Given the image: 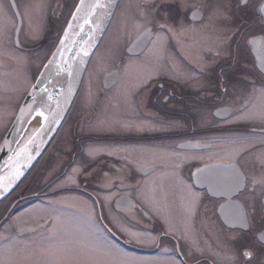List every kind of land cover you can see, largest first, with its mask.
<instances>
[{
  "label": "flooded vegetation",
  "instance_id": "1",
  "mask_svg": "<svg viewBox=\"0 0 264 264\" xmlns=\"http://www.w3.org/2000/svg\"><path fill=\"white\" fill-rule=\"evenodd\" d=\"M76 1L45 0V22L35 32L37 0H0L1 87L9 66L27 62L39 70ZM238 3L118 0L50 144L0 206V242L50 238L41 250L59 245L67 254L59 264H89L83 250H71L85 245L89 254H161L167 264H234L233 255L251 250L240 245L264 231V19ZM149 10L151 23L144 24ZM146 28L143 51L128 53ZM28 89L16 98L0 89V113L12 100L16 113ZM245 104L248 118L240 119ZM221 110L227 118L217 116ZM14 115L0 116V141ZM158 121L178 127H125H160ZM238 162L248 173L239 189L231 176ZM43 198L85 218L66 225L70 234L51 217L6 225L13 203L20 209ZM122 228L158 239L138 243ZM41 254H32L33 264ZM262 260L264 247L256 244L251 264ZM238 264H245L242 255Z\"/></svg>",
  "mask_w": 264,
  "mask_h": 264
},
{
  "label": "water",
  "instance_id": "2",
  "mask_svg": "<svg viewBox=\"0 0 264 264\" xmlns=\"http://www.w3.org/2000/svg\"><path fill=\"white\" fill-rule=\"evenodd\" d=\"M117 2L118 0H83L77 12L76 6L81 5V0H78L56 46L23 98L0 142V189L9 183V178L14 176L17 170L21 173L7 191L0 194V202L19 184L50 144L74 100L88 61L113 15ZM73 13H76L75 19ZM69 21L73 25L71 28L68 27ZM65 30L68 33L66 37ZM146 44L147 35L143 32L127 48V52L140 53ZM60 48L63 49L62 55L58 51ZM84 51L88 52L87 56ZM53 53H56L55 57ZM50 60L52 63L46 69L44 66L49 64ZM42 73L46 79L34 90L33 85L37 84L38 78H42ZM45 87L47 92L42 91ZM33 92L36 100L34 104L33 96L29 95ZM39 112L44 115H39ZM32 126L33 131L26 138L25 134ZM15 204L16 202L12 204L9 212Z\"/></svg>",
  "mask_w": 264,
  "mask_h": 264
},
{
  "label": "rangeland",
  "instance_id": "3",
  "mask_svg": "<svg viewBox=\"0 0 264 264\" xmlns=\"http://www.w3.org/2000/svg\"><path fill=\"white\" fill-rule=\"evenodd\" d=\"M52 1V0H51ZM67 4H69L72 0H66ZM65 2V0H63ZM37 6L34 8V17H33V24L34 25V31L36 32L37 29L42 28L44 25L43 14L45 11V0H37ZM59 3H62V0H59ZM65 6L61 12V15H66V8ZM59 9V6L57 5L56 10ZM7 10H10L7 8ZM64 19V18H63ZM45 51H40L38 61L39 64L43 63V60L45 59ZM98 57V56H97ZM114 58V57H113ZM37 63V64H38ZM38 70V66H34V64H28L27 62L15 64L13 66L8 67L7 74L4 78V81H2V87L0 86V89L7 90L10 94V96L19 97L21 96L31 85L34 74ZM16 102L12 100V102H9V108L8 111H6V114L0 113V116L3 115L7 117V115L10 116V120L12 116L15 114V108ZM31 197V196H30ZM47 217L54 218V223L56 221V224H60L62 226V230L65 233L70 234V229L66 226L71 223L74 219H82L85 218L84 214L82 212H78L75 210L70 209L69 206L66 204H60L59 200L57 198H43L36 202L31 203L30 205L16 209L15 212H13L8 219V222L6 225L12 224V225H22L26 222H34L38 219L43 220ZM53 223V224H54ZM50 231V229H49ZM50 233L46 236H49ZM35 241L33 242L32 237H25V239H17V238H9L5 239L4 241L0 242V248H4L5 246L11 244V248L9 251H7L3 255V259L6 261V264H33V256L32 254H35L36 251L41 252V259L39 264H59L62 259L67 254L60 253V247L59 245L54 246V242L51 244L52 247H47L44 249L47 253L43 254L40 242L41 241H48L50 238L39 237L38 235L34 236ZM82 240L87 242L85 238H82ZM62 244H64L62 251H69L70 247L67 244L65 240L62 241ZM90 247H87L85 245L83 248H76L73 247L71 250H78V251H84L86 253V257L89 260V264H152L154 262H157L155 264H164V262L167 264V260H163V255L157 254L153 256H148L146 254H107V253H96V254H89L87 251H90ZM58 252H57V251Z\"/></svg>",
  "mask_w": 264,
  "mask_h": 264
},
{
  "label": "snow or ice",
  "instance_id": "4",
  "mask_svg": "<svg viewBox=\"0 0 264 264\" xmlns=\"http://www.w3.org/2000/svg\"><path fill=\"white\" fill-rule=\"evenodd\" d=\"M82 3H83V0H81V5L76 6L77 12H79V10L82 6ZM101 7H103V5H101ZM238 7L242 11L250 10L253 15H257L261 19H264V0H239ZM143 16H144V20H143L144 24L151 23L152 12L150 10L147 11L145 14H143ZM75 18H76V13H73V19H75ZM194 18H195V14H194ZM72 26H73L72 22L69 21L68 27L71 28ZM97 26H99V24ZM161 27H164V26L161 25ZM169 30L171 31V29H169ZM145 33L150 34L149 30L147 28L145 29ZM67 34H68L67 30H65V37L67 36ZM4 35H5L4 33H0V38H3ZM8 38L10 39V35ZM63 44H64V39L62 38L61 39V45H63ZM58 51L60 52L61 55L63 54L62 48L58 49ZM84 55L87 56L88 52L84 51ZM55 56H56V53H53V57H55ZM51 63H52V61L50 60L49 64H46L44 67L47 69L51 65ZM45 79H46V77H44V75L42 73V78H38V82H37V84L33 85V89L35 90V89L39 88L40 84L44 83ZM147 83H148L147 80L143 81L142 86H146ZM42 91L47 92L48 89L45 87L42 89ZM70 91H71V88H69V92ZM260 93H261V95H264V88L260 89ZM29 95L33 96V104L36 103L34 92L30 93ZM28 107L31 108V105H29ZM247 108H248L247 104L242 106V108L240 109L241 116L238 118H240V119L248 118V113L246 111ZM21 111L23 112L24 109L22 108ZM226 112H227V110L218 111L217 116L222 117V118H227L225 115ZM38 114L41 116L44 115L43 112H39ZM261 115L264 116V113H261ZM57 122H59V121H57ZM157 123L160 125V127H157L155 124L149 126V125H146L143 123L135 124V125L126 124L125 127L135 128L137 131H165L168 128L178 127V125H175V124H167V126L165 127L166 122H163V121H158ZM248 140H249V138H238L237 142L242 143V144H247ZM89 154L91 155L92 152L90 151ZM177 158L179 159V157H177ZM260 167L264 168V160L260 161ZM79 171H80V168H74L73 169V173H77ZM20 175H21V173L17 170L15 172V175L9 178V183L4 185L3 188L0 189V194H3V192H6L7 189L11 186V183L14 182L16 179H18L20 177ZM231 176H232V180H233V186L235 188L239 189L241 187L246 186L247 180H248V173L245 170L243 164H240L239 162L237 164H234L232 166ZM73 182H75V181L73 180ZM141 195H142V197L144 196L143 193ZM194 197H195V194H193V199H194ZM165 222L167 223V221H165ZM122 231H125L128 234L130 240H135L138 243H143L146 240H151L152 242H155L158 239V237L146 236L144 234H140V233L131 231L127 228H122ZM169 231H172L171 227H169ZM256 244H259V245H261V247H264V231H261L259 233V235L255 237V240L252 244L242 243L240 245L242 248H250L251 250H246V251H243L242 253L233 255L232 260L234 261V264H238V260H239L241 255L243 256V258L245 260V264H251V261L254 259V256H255V245ZM11 246L12 245L9 244V245L5 246L4 248H0V264H6V261L2 257L7 251L10 250ZM261 264H264V260L261 261Z\"/></svg>",
  "mask_w": 264,
  "mask_h": 264
},
{
  "label": "bare ground",
  "instance_id": "5",
  "mask_svg": "<svg viewBox=\"0 0 264 264\" xmlns=\"http://www.w3.org/2000/svg\"><path fill=\"white\" fill-rule=\"evenodd\" d=\"M32 131H33V126L30 127V128L27 130V132H26V134H25V137L27 138V137L31 134Z\"/></svg>",
  "mask_w": 264,
  "mask_h": 264
},
{
  "label": "trees",
  "instance_id": "6",
  "mask_svg": "<svg viewBox=\"0 0 264 264\" xmlns=\"http://www.w3.org/2000/svg\"><path fill=\"white\" fill-rule=\"evenodd\" d=\"M3 204V201L0 203V206ZM3 212H1V214H2Z\"/></svg>",
  "mask_w": 264,
  "mask_h": 264
}]
</instances>
